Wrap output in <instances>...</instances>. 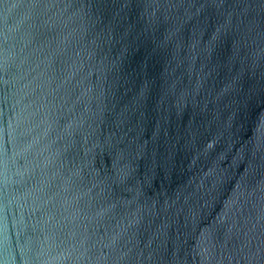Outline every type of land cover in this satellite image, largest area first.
I'll return each mask as SVG.
<instances>
[{"label": "water", "instance_id": "water-1", "mask_svg": "<svg viewBox=\"0 0 264 264\" xmlns=\"http://www.w3.org/2000/svg\"><path fill=\"white\" fill-rule=\"evenodd\" d=\"M0 264H264V0H0Z\"/></svg>", "mask_w": 264, "mask_h": 264}]
</instances>
